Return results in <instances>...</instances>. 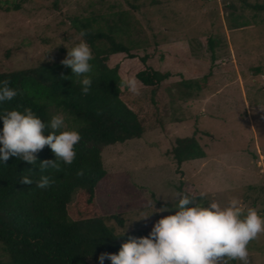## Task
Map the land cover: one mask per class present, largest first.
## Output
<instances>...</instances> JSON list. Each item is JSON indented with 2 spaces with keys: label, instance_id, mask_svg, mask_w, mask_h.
Returning a JSON list of instances; mask_svg holds the SVG:
<instances>
[{
  "label": "rangeland",
  "instance_id": "1",
  "mask_svg": "<svg viewBox=\"0 0 264 264\" xmlns=\"http://www.w3.org/2000/svg\"><path fill=\"white\" fill-rule=\"evenodd\" d=\"M263 3L0 0V72L39 60H64L68 49L85 41L73 18L93 15L98 17L96 27H123L118 40L129 46L164 49L165 70L172 71L174 82L186 76L202 81L212 69L205 88L174 98L172 106L167 89L163 91L168 103L163 108L151 102L148 88L138 84L140 94L135 95L125 87L122 96L139 111L145 133L103 149L108 173L97 187L95 207L103 215L126 216L123 225L113 222L118 232L152 231L159 219L175 214L178 193L196 196L205 207L213 200L224 207L237 198L245 209L255 208L264 217V71L256 70L264 69V9L254 7ZM244 21L248 27L232 30L231 22ZM207 35L216 41L214 49L201 40ZM213 54L218 64L209 62ZM58 114L65 116L67 125L66 115ZM193 135L206 156L179 164L171 152L176 139ZM200 192L206 196L198 198ZM164 208L169 211H159ZM248 251L250 264H264V234L250 242ZM89 264L100 260L90 259ZM103 264L112 262L106 258Z\"/></svg>",
  "mask_w": 264,
  "mask_h": 264
},
{
  "label": "trees",
  "instance_id": "2",
  "mask_svg": "<svg viewBox=\"0 0 264 264\" xmlns=\"http://www.w3.org/2000/svg\"><path fill=\"white\" fill-rule=\"evenodd\" d=\"M254 7L264 9V3ZM97 18L76 16L72 20L78 32H86L83 37L93 54L92 71L88 74L92 84L87 95L76 82L79 78L63 65V60H39L30 67L0 72V82L10 81L9 86L18 93L11 101L0 102V133L5 111L23 113L31 108L45 124L57 112L64 113L67 127L60 131L75 130L81 135L75 145L73 163L58 160V169L40 170L43 161L57 159L47 145L35 153V164L16 157H10L6 163L0 161V264H89L90 259L102 254H118L130 238L151 233L147 228L116 231L113 222L123 225L126 216L103 215L94 203L97 187L108 173L103 149L141 138L145 133L139 111L123 98L126 88H120L119 84L128 74L135 77L138 84L149 89L151 102L163 108L168 104L161 95L163 91L167 89L165 93L172 98V106L174 98L190 96L193 91L205 88L212 69L202 81L186 76L174 82L170 80L172 71L165 70L168 54L164 49H155L160 52L161 60H157L153 48L136 49L118 40L117 34L124 32L123 27L113 24L108 29L96 27ZM231 25L232 30H243L248 22ZM201 40L214 49L216 41L212 36H202ZM209 62L220 61L213 54ZM256 70L264 71L262 66ZM158 121L162 123L161 119ZM50 131V127L46 128L44 134L47 136ZM171 152L179 164L206 156L196 135L178 137ZM24 176L33 183H21ZM42 176H48L54 183L45 189L37 187Z\"/></svg>",
  "mask_w": 264,
  "mask_h": 264
},
{
  "label": "clouds",
  "instance_id": "3",
  "mask_svg": "<svg viewBox=\"0 0 264 264\" xmlns=\"http://www.w3.org/2000/svg\"><path fill=\"white\" fill-rule=\"evenodd\" d=\"M80 35L83 37L86 32L82 31ZM92 59L91 48L81 40L71 50L68 49L67 57L62 61L79 78L76 82L82 86L84 95L89 93L92 84L88 75L92 71ZM9 85L8 80L0 82V102L11 101L17 96V91ZM119 87H126L135 95L140 94L135 77L122 79ZM2 118L0 161L6 163L10 157H16L35 164V153L47 145L57 159L43 161L41 171L49 167L58 169V160L69 165L73 163L75 145L80 142L81 135L75 130L60 131L67 127L63 114L53 116L49 124H45L31 108H26L23 113L5 111ZM49 127L51 131L46 136L44 133ZM79 174L83 175L82 172ZM20 182L33 183L27 176ZM52 183L54 181L48 176H42L37 187L45 189ZM199 196L203 198L206 193L200 192ZM177 198L178 204L173 206L175 214L159 219L149 236L130 238L122 244L118 254H102L100 264L106 258L112 264H229L233 260L250 264L248 245L264 234V217L255 208L245 209L237 198L231 199L224 207L215 200L206 207L201 206L196 196L187 194L178 193Z\"/></svg>",
  "mask_w": 264,
  "mask_h": 264
}]
</instances>
